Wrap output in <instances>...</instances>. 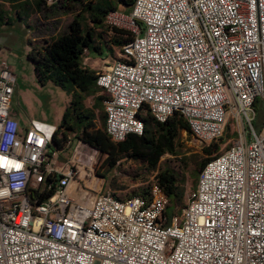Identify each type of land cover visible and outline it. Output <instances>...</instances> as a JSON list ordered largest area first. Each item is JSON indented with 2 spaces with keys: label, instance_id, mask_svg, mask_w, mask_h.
I'll list each match as a JSON object with an SVG mask.
<instances>
[{
  "label": "built area",
  "instance_id": "1",
  "mask_svg": "<svg viewBox=\"0 0 264 264\" xmlns=\"http://www.w3.org/2000/svg\"><path fill=\"white\" fill-rule=\"evenodd\" d=\"M257 9L260 41L256 0H134L105 15L132 34L96 72L111 139L142 133L143 105L159 122L182 115L201 143L228 120L236 127L170 219L155 180L146 196H76L56 126L15 119L16 76L2 60L0 264H264V117L257 126L254 108L264 115V0Z\"/></svg>",
  "mask_w": 264,
  "mask_h": 264
},
{
  "label": "trees",
  "instance_id": "2",
  "mask_svg": "<svg viewBox=\"0 0 264 264\" xmlns=\"http://www.w3.org/2000/svg\"><path fill=\"white\" fill-rule=\"evenodd\" d=\"M2 1L9 3L10 6L13 2L20 3V0ZM58 1L59 3L48 4L45 0H38L35 7L39 10L43 7L53 9L73 4L79 10L56 36L49 35L43 39L41 45L33 43L27 52V57L34 63L38 78L43 82L49 80L60 86L69 97L62 119L56 126L53 144L58 148L62 147L67 142L68 135L72 134L73 138L97 150L99 156L103 157L102 166L107 169L114 167L122 157L139 162L149 171L157 169L154 180L160 184L170 202L166 213L177 212L185 204V178L179 176L167 164L159 168V161L166 154L179 156V160L182 161L180 133L184 130L193 136L186 120L182 115L174 113L165 121L159 122L153 118L147 106L143 105L137 113L143 121L142 133H128L118 141L111 139L105 130V113L102 109L106 95L95 82L96 71L82 63V55L86 50L94 51L96 54L103 52L105 47H101L99 42L102 41L97 40L98 37L101 38L102 31L112 32L110 40L117 47L131 40L132 34L127 30L111 27L105 22L106 13L116 8L103 5V0ZM119 1L125 7L123 10L129 11L134 0ZM82 13H86L87 25H84L77 16ZM108 52L113 53L110 47ZM88 96L93 99L91 106L85 104V98ZM254 108L257 114L260 109L258 103L254 104ZM233 135L236 133L234 131L229 133L227 123L218 139L202 143V157L195 162L189 174L193 180L192 189L196 185L200 170L222 151L221 144L225 139ZM148 192L149 186H142L131 194L146 196Z\"/></svg>",
  "mask_w": 264,
  "mask_h": 264
},
{
  "label": "rangeland",
  "instance_id": "3",
  "mask_svg": "<svg viewBox=\"0 0 264 264\" xmlns=\"http://www.w3.org/2000/svg\"><path fill=\"white\" fill-rule=\"evenodd\" d=\"M37 2L38 0H20V3L16 4L12 10L8 3H0V62L6 60L13 68L16 87L11 105L26 121L27 126L32 120L58 126L69 97L60 86L49 80L43 82L38 78L34 63L27 57V52L32 48L34 36L39 37L34 44L41 45L47 35L64 28L79 9L69 4L53 9L43 7L39 10L35 7ZM103 5L114 6L120 11H124L125 8L119 0H103ZM77 16L84 25L88 24L86 13L77 14ZM111 35V31H102L101 38L98 37L97 40L102 41L105 49L101 54L84 53L82 63L98 72L114 63L115 57L121 58L120 47L111 43ZM109 47L113 53L108 52ZM85 104L87 106L93 104L91 96L85 98ZM102 109L104 111V106ZM263 117V111L259 109L257 123ZM227 123L229 133L235 132L234 123L231 120ZM70 135L71 139L60 153L58 161L73 167L75 180L72 181L71 191L79 198L83 199L85 196L87 200H90L97 192L109 190L116 197L126 199L133 196L131 193L138 187L149 186L154 180L157 169L149 171L133 159L122 157L114 167L110 169L103 167V157L99 156L97 150L79 143L72 134ZM235 137L236 135L226 138L221 144V149L228 147ZM179 143L182 149V161L179 160V156L166 154L160 159L159 168L167 164L179 176L185 178L184 201L186 202L193 183L189 174L195 162L202 157V143L184 130L180 133Z\"/></svg>",
  "mask_w": 264,
  "mask_h": 264
},
{
  "label": "crops",
  "instance_id": "4",
  "mask_svg": "<svg viewBox=\"0 0 264 264\" xmlns=\"http://www.w3.org/2000/svg\"><path fill=\"white\" fill-rule=\"evenodd\" d=\"M0 3H7V2H3L2 0H0ZM18 2H13L12 3V6H10L9 5V8L12 10V9H14V5L16 6V4H17ZM9 4V3H8ZM126 12V11H125ZM46 20H48V19H46ZM59 28V27H58ZM61 29V28H60ZM63 29V28H62ZM61 29V30H62ZM61 30H57V31H54L53 33H51L50 35H54V36H56L57 34H58V32L59 31H61ZM46 36V35H45ZM49 35H47V37H48ZM36 38H39L38 36H34L32 39H33V43H34V41L36 40ZM99 45H101V47H103V44H102V42H99ZM104 49V48H103ZM87 53H89L90 55H92V54H96V52H94V51H91V50H86L85 51V54H87ZM115 60H117L116 59V57H115ZM10 65V64H9ZM85 66H87L88 67V65H86V64H84ZM10 67H11V65H10ZM12 68V67H11ZM91 69H93V68H91ZM12 70H13V68H12ZM15 87H16V85H15ZM14 90H15V88H14ZM13 94H14V92H13ZM12 97H13V95H12ZM14 117H15V119L19 122V125H20V127L21 128H23V127H26L27 126V124H26V121L24 120V119H22L21 118V116L19 115V114H16V115H14ZM69 136V138H68V140H67V142L65 143V145H64V147H63V150H64V148L67 146V144H68V142H69V140L71 139V135L69 134L68 135ZM73 136V135H72ZM80 143H82V142H80Z\"/></svg>",
  "mask_w": 264,
  "mask_h": 264
},
{
  "label": "water",
  "instance_id": "5",
  "mask_svg": "<svg viewBox=\"0 0 264 264\" xmlns=\"http://www.w3.org/2000/svg\"><path fill=\"white\" fill-rule=\"evenodd\" d=\"M256 10H257V22H258V34H259V21H258V9H257V0H256ZM259 41H260V34H259ZM261 53V52H260ZM168 216L170 219L171 212H168Z\"/></svg>",
  "mask_w": 264,
  "mask_h": 264
},
{
  "label": "flooded vegetation",
  "instance_id": "6",
  "mask_svg": "<svg viewBox=\"0 0 264 264\" xmlns=\"http://www.w3.org/2000/svg\"><path fill=\"white\" fill-rule=\"evenodd\" d=\"M13 115L19 114V112L11 105Z\"/></svg>",
  "mask_w": 264,
  "mask_h": 264
}]
</instances>
